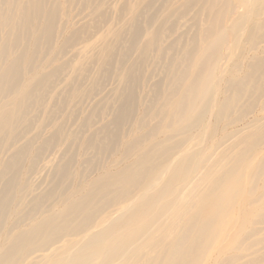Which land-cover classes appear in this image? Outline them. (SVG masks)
I'll use <instances>...</instances> for the list:
<instances>
[{"label": "rangeland", "instance_id": "obj_1", "mask_svg": "<svg viewBox=\"0 0 264 264\" xmlns=\"http://www.w3.org/2000/svg\"><path fill=\"white\" fill-rule=\"evenodd\" d=\"M194 1L40 0L43 16L53 7L56 9L55 29L47 35L45 22L36 17L38 13L32 12L38 21L18 13L26 3L13 6L9 0H0V124L13 117L9 131L0 133V254L11 245L18 249L15 259L29 252L19 264H64L87 244L91 233L122 217L124 220L116 225L118 231L140 230L145 216L129 213L130 208L145 201L133 200L98 217L100 226L88 236L66 237L61 244L43 252L11 241L13 236L24 234L39 242V235H32L34 226L65 211L68 203L95 187L96 180L132 163L126 160L127 146L159 124L164 134L160 137L176 136L170 143L186 141L184 151L177 152L176 157L197 154L201 160H207L250 128L255 117H264V112L252 114V99L248 97L239 101L224 123L215 122V109L205 116L202 127L191 132L179 135L190 122L166 129L171 119L161 112L163 100L175 87L177 76L187 71L188 58L198 50L199 42L200 47L203 45L194 37L199 39L202 30L222 22L230 3L235 5L234 0ZM217 1V6H213ZM27 10L30 11L29 6ZM248 13L244 19L236 16L242 20L245 35L257 20L254 12ZM97 20L99 25L94 23ZM230 27L229 17L222 28ZM37 37L41 40L36 41ZM229 44L232 52L227 51ZM228 45L224 46L226 51L216 70L215 84L220 92L226 91L227 80L246 81L257 55L244 39L239 45L229 40ZM15 63L21 73L20 85L10 88L13 76L7 70ZM127 66L134 68L130 69L133 74L127 73ZM197 69L192 71V79ZM128 89L134 99L128 98ZM250 92L249 89L247 93ZM235 95L228 90L226 97ZM198 102L200 108L207 103L203 93ZM117 116L125 120L115 125L112 122ZM112 133H118L119 138H113ZM114 139L117 142L112 150L97 149ZM158 141L146 144L152 146ZM21 151L25 155L15 164L14 156ZM263 180L264 176L257 175L254 181L260 194L264 192ZM178 185L182 184L176 183L175 188ZM130 204L132 207L127 208ZM243 208L237 207L226 216L225 223L231 221L224 235L228 249L234 246L231 238L241 226L237 219ZM262 213L253 209L251 222ZM110 217L113 218L109 220ZM255 230L257 235L250 241L257 242V246L249 253L226 250L227 256L243 255L241 264H264V224H258ZM214 248L212 255L216 258L221 254L216 249L221 247L215 244ZM0 264H4L3 260Z\"/></svg>", "mask_w": 264, "mask_h": 264}, {"label": "bare ground", "instance_id": "obj_2", "mask_svg": "<svg viewBox=\"0 0 264 264\" xmlns=\"http://www.w3.org/2000/svg\"><path fill=\"white\" fill-rule=\"evenodd\" d=\"M39 1L9 0V4L21 6L22 2L26 3L25 9H19L18 13L28 20L42 19L48 35L56 26V9L53 7L45 17ZM234 1L235 5L230 3L228 15L222 22L202 30L199 39L194 37L195 40H201L203 45L200 47L199 42L198 50L188 58L190 65L187 71L177 76L175 87L163 100L161 112L171 119L166 129L190 122L188 129L179 135L191 132L202 127L205 116L215 109V122L224 123L230 119V112L239 101L248 97L252 99L253 115L264 112V0ZM218 3H213V6ZM28 6L30 11L27 10ZM240 9L243 11L239 12ZM249 11L254 12L257 20L245 35L242 32V20L236 16L244 19ZM32 12L39 14L37 19ZM229 17L231 27L225 30L222 25H227ZM94 23L99 25L100 21ZM242 39L257 53L250 65L251 71L246 81L239 78L227 80L226 91L220 92L215 81L218 64L226 51L224 46L228 45L229 40L239 45ZM40 40L37 37L36 41ZM230 44L227 51L232 52ZM195 56L200 59L193 60ZM130 69L134 68L127 66L125 70L133 74ZM196 69L198 73L192 79L191 73ZM7 74L13 76L9 87H18L21 73L16 63L11 64ZM221 79L224 81L223 77ZM249 89L250 94L247 93ZM228 90L236 93L235 97L227 98ZM128 91V98L134 99L135 96ZM200 93H203L207 102L201 108L198 102ZM199 108L201 114L198 115ZM124 120L125 117L117 116L112 123L121 124ZM12 124L13 117H7L0 124V133L9 131ZM162 130L159 124L144 136L131 141L125 149V156L132 163L113 175H107L105 179L96 180L95 187L68 203L65 211L57 212L41 225L34 226L32 235H39V242L35 243L32 236L17 234L11 239L14 240L12 244L20 242L24 248L36 247L37 252H43L61 244L66 237L88 236L100 226L97 218L110 214L111 208L133 200H144L145 203L132 207V202L127 207H132L130 215L140 212V216H145L140 222V230L127 233L118 231L116 225L124 220L122 217L103 230L91 233L87 244L68 257L69 260L64 264H94L96 260H100L101 264H241L243 255L227 256L229 253L225 251L249 253L258 245L250 240L257 235L255 226L264 224V213L253 222L250 215L253 209L264 211V192L260 194L259 187L254 184L257 175L261 178L264 176V117H255L250 128L240 132L221 152L207 160H201L197 154L176 157L177 152L184 151L186 141L170 143L176 136L160 137L164 135ZM112 137L117 139L119 134L112 133ZM151 140L159 141L155 145H147ZM116 142L114 139L97 149L109 147L112 150ZM24 155L22 151L16 154L13 159L15 164ZM176 183L182 185L175 188ZM242 206L243 211L237 219L241 226L233 231L234 237L229 236V239H234V246L228 249V239L224 235L231 221L225 223L226 216ZM61 221L65 222L60 224ZM117 241L120 243L117 244ZM215 244L221 247L216 249L221 252L216 258L212 255ZM17 251L10 245L1 252L0 260L4 264H19L29 256V252H23L20 259H15Z\"/></svg>", "mask_w": 264, "mask_h": 264}]
</instances>
